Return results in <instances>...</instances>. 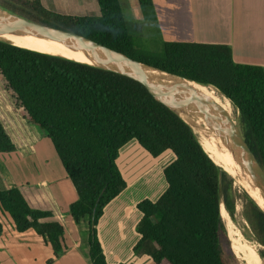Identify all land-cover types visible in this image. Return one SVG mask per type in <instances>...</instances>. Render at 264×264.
Segmentation results:
<instances>
[{"label": "trees", "instance_id": "obj_1", "mask_svg": "<svg viewBox=\"0 0 264 264\" xmlns=\"http://www.w3.org/2000/svg\"><path fill=\"white\" fill-rule=\"evenodd\" d=\"M151 5L149 0H141ZM101 16L53 13L41 0H0V8L28 20L72 32L167 73L215 88L227 97L238 125L264 169V68L236 64L226 45L166 43L162 54L138 48L120 0H98ZM32 127L48 138L77 199L70 215L87 226L90 264H110L98 226L107 206L128 187L118 164L133 141L151 157L170 152L163 169L166 189L137 204L139 239L132 252L154 264H240L221 216L235 215L234 179L202 147L192 129L141 83L95 66L0 41V156L35 154ZM33 193L45 202L37 204ZM244 215L264 246V212L245 195ZM6 222L33 230L51 247L52 264L68 250L66 215L49 185L0 188V237ZM118 264H132L120 262Z\"/></svg>", "mask_w": 264, "mask_h": 264}, {"label": "crops", "instance_id": "obj_2", "mask_svg": "<svg viewBox=\"0 0 264 264\" xmlns=\"http://www.w3.org/2000/svg\"><path fill=\"white\" fill-rule=\"evenodd\" d=\"M149 1L151 5H144L141 0H120L129 33L138 48L152 54H161L166 43L226 45L231 48L233 61L236 64L264 68V0ZM41 3L47 10L60 15L101 16L98 0H41ZM121 156L124 155H120L119 160ZM0 158L3 163H6L0 167L1 189L14 186L38 187L41 183H47L59 205L56 193L51 186L53 181H47L43 171L37 179H30L32 176H29V179L33 181L30 182L25 180L26 177L21 178L17 174L18 163H25L27 159L15 156L6 160L1 156ZM119 160L118 164L122 170ZM130 187L128 182L125 192L105 209L98 226L99 237L110 264L120 262L154 264L145 255H135L132 249L139 239L136 227L141 214L137 210V204L147 198L155 201L161 194L156 199L138 198L140 194L138 191H141L139 187L134 189H139L137 191L131 190ZM65 191L61 192V196L66 194ZM33 200L37 204L45 202V198L40 193H33ZM69 223L73 226L71 232L68 230ZM128 226L132 229V233L135 230L129 240L123 237ZM66 227L69 248L52 264H90L88 248L87 251H83L77 240L79 225L73 221L70 214L66 215ZM51 259H55L53 250L36 232L29 230L20 233L11 222L5 223L4 232L0 237V264H48Z\"/></svg>", "mask_w": 264, "mask_h": 264}, {"label": "water", "instance_id": "obj_3", "mask_svg": "<svg viewBox=\"0 0 264 264\" xmlns=\"http://www.w3.org/2000/svg\"><path fill=\"white\" fill-rule=\"evenodd\" d=\"M4 36H28L64 44L71 50L87 55L93 61H96L95 64H84L121 74L141 83L155 100L178 115L192 129L195 135L196 130L202 137L216 145L229 158L233 159L235 164L243 170L247 179L251 181L253 187L264 198V169L245 140L237 121L189 83L200 84L138 62L123 53L112 50L81 35L34 22L0 8V41L22 47L2 39L1 37ZM55 56L66 58L60 55ZM217 166L220 169L219 192L222 195L223 172L227 173L231 178L233 177L221 166L218 164ZM248 196L264 212V209L255 198L249 194Z\"/></svg>", "mask_w": 264, "mask_h": 264}, {"label": "rangeland", "instance_id": "obj_4", "mask_svg": "<svg viewBox=\"0 0 264 264\" xmlns=\"http://www.w3.org/2000/svg\"><path fill=\"white\" fill-rule=\"evenodd\" d=\"M148 50L150 49L148 48ZM234 119L238 123V114L236 113L235 109H234ZM32 132L35 137L36 154L27 158V161L25 160L27 162V165L26 162L18 163L17 174L21 178L26 177L25 180L33 182L30 179L32 178L33 180L37 179V176L42 175L41 171H43L45 177L47 178V181L48 180L53 181V183L51 182V186L53 187V190L56 193L62 212L66 215L70 214L69 205L72 201H74L77 198L75 189L61 164V161L52 145V142L48 138L43 136L42 130L40 128L32 127ZM121 155L124 156H121L119 163L122 166V170L129 182V185H131L130 187L131 190L133 191H137L139 189L141 190L138 191L140 193L138 195L139 196L138 198L151 197L153 199H156L160 194L163 193V191L166 189V183L163 176V169L165 164L170 162L173 158L170 152L167 153L165 156H162L161 158L155 159L151 157L145 150H143L137 144V142L133 141L129 146L123 149ZM2 164H6V163H3L0 160V167L3 166ZM29 176L32 177L30 178ZM1 178L2 177H0V180ZM136 187H139V189L134 190ZM63 190H66L65 191L66 194L64 196H61V192ZM234 192H235V215L233 221L236 227L241 231V233L245 238L249 240H253L255 241V243H257V245H259L261 259L263 260L264 246L259 244L255 240L251 227L244 215V209L246 203L245 195L247 193L241 187L235 185V180H234ZM72 227L73 226L71 225V223H69L68 230L70 232ZM134 231L135 230H133V233ZM115 232L117 233V230H115ZM125 232L126 234L125 236L123 235V237L129 240L131 236H133L132 229L128 226ZM77 233H78L76 234L77 240H79L78 242L80 244L81 249L83 251H87L88 248L87 237H86L87 226L85 224L79 225ZM68 238H67V243L70 245ZM239 263L242 264L240 261Z\"/></svg>", "mask_w": 264, "mask_h": 264}, {"label": "bare ground", "instance_id": "obj_5", "mask_svg": "<svg viewBox=\"0 0 264 264\" xmlns=\"http://www.w3.org/2000/svg\"><path fill=\"white\" fill-rule=\"evenodd\" d=\"M1 38L16 45L26 47L35 51L60 55L75 61L88 64L96 63V61H93L91 57L79 54L71 50L68 46L64 44H60L58 42L46 40L43 38H35L28 36H4ZM189 84L196 90L202 92L206 97L211 99L218 107H220L224 112H226L229 116L234 119V107L231 101L221 95L215 88L200 86L194 83ZM195 133L202 147L210 156V158L213 159L216 164L225 169L234 178L235 185L241 187L247 194L255 198L259 205L264 209L263 196L259 193L258 190L253 187L251 181L247 179L243 170L235 164L233 159L229 158L216 145H213L210 141L206 140L196 130ZM221 216L226 225V229L228 232L227 234L230 238L232 249L239 261L242 264H263V260L261 259L260 255L259 245H257L255 241L249 240L243 236L241 231L236 227L233 218L231 217L230 213L224 205L221 207Z\"/></svg>", "mask_w": 264, "mask_h": 264}]
</instances>
